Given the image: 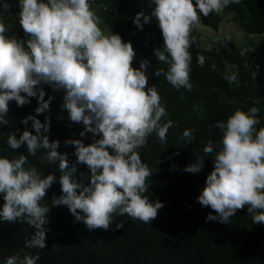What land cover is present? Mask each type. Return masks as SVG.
Returning <instances> with one entry per match:
<instances>
[{"label":"clouds","instance_id":"1","mask_svg":"<svg viewBox=\"0 0 264 264\" xmlns=\"http://www.w3.org/2000/svg\"><path fill=\"white\" fill-rule=\"evenodd\" d=\"M148 3L151 12L136 13L133 24L143 31L154 18L160 29L163 46L154 49V55L168 68H157L155 76H163L178 92H191L190 49L197 40L193 31L200 28L201 15L206 18L214 13L222 17L232 12H223L227 7L239 5L241 0ZM18 7L15 15H19L26 39L10 36L11 28L0 20V137L6 134L3 128L10 121V102L23 108L31 98H37L38 106L35 115L20 121L25 130L19 138L17 129L7 139L14 151L26 145L31 166L25 167L28 157L20 151L18 158L0 156V222L27 223L35 231L25 241L26 248H46L48 230L44 226L50 223V207L42 201L57 177L42 176L38 164L43 166L44 162L47 168H53L58 162L61 195L53 196L51 207L53 211L71 213L73 228L89 242L92 264H121L124 256L133 258L129 264H156L154 258L135 249L129 241L122 228L125 222H114L116 215H127L133 221L151 224L165 206L159 201L150 202L144 195L153 173L139 154L149 136L155 134L161 144L167 143L169 130L177 126L168 118L157 87L148 86L150 62L142 60L139 68L133 67L136 52L132 43L124 42L112 31L105 33L101 18L93 10L94 0H19ZM9 8L7 0L0 2V14ZM246 35L250 39L240 45L241 53L254 50L264 40V32ZM196 59L203 68L206 57L197 54ZM226 78L231 83L237 81L232 70ZM43 85L64 93L61 110L67 111L70 123L83 125L79 136L86 138L91 133L94 137L88 145L83 139L64 141L65 147L74 146L75 162L69 160V153L58 151V139L50 140V116H45L43 123L37 118L51 112L55 99H45ZM193 107L203 111L200 105ZM259 111L255 106L247 112L237 109L226 122H217L214 127L222 133L219 147L209 140L203 151L196 152L199 156L195 163L181 166V173L171 180L168 191L177 203L172 216L159 228L158 238L170 240L194 264H264V127L257 128L261 123ZM193 132L185 129L180 140L192 143L196 139ZM34 157L36 163L31 162ZM207 162L213 170L201 190L203 181L197 174ZM81 164L90 172L87 184L76 175L77 165ZM241 223L245 225L237 231L236 225ZM113 231H119L120 237L112 246L111 256L98 257L95 249ZM196 240L201 241L191 246ZM39 259L38 253L30 255L20 249L0 261L37 264Z\"/></svg>","mask_w":264,"mask_h":264},{"label":"trees","instance_id":"2","mask_svg":"<svg viewBox=\"0 0 264 264\" xmlns=\"http://www.w3.org/2000/svg\"><path fill=\"white\" fill-rule=\"evenodd\" d=\"M3 2V0H0ZM195 2V0H193ZM11 12L19 11V0H7ZM96 14L101 18L103 26L113 34H118L124 42H131L136 52L133 67L139 68L142 60H148L150 65L147 69L149 76L148 86L155 85L162 98V104L166 106L169 113L168 118L172 119L176 127L169 130L167 143L161 144L155 134L148 138L145 147L139 149L142 161L151 169L153 175L148 179L149 190L144 193L149 201L155 203L162 202L165 206L158 212L160 213L156 221L151 224H144L139 221H133L127 215L114 217L115 221H124L123 229L133 244L135 249L149 254L155 259L156 264H194L191 258L182 252H179L177 246L168 239L158 238V231L161 225L172 216L176 206L177 199L169 193L171 180L180 174L181 166L195 163L196 152L203 151L209 140L220 145L222 133L217 129L215 124L219 121H225L240 109L247 112L251 107H257L261 123L257 128L264 127V40H260L254 50L240 52L241 46L236 42L224 36V43L218 46L205 47L200 40V32L193 31L197 37L196 42L192 45L191 63V82L194 85L193 90L188 92L181 89L179 92L168 84L163 76L156 77L157 68H163L165 71L168 66L159 64L154 55V49L163 46V38L155 19L152 23L144 26L143 31L138 30L133 24V18L136 13L144 11L149 14L152 7L148 0H94ZM232 11L238 21L239 28L248 33L264 32V0H241L239 5L232 4L223 12ZM202 23L213 29H217L221 22L220 14H210L208 17L201 15ZM12 36V29L9 31ZM24 36V33H23ZM25 37V36H24ZM26 38V37H25ZM197 54L206 57L204 67L197 64ZM233 71L236 75V82H229L226 74ZM46 92L45 99L48 96H54L55 99L51 104V112L39 115L37 118L43 123L45 116L51 118V130L48 133L50 140H59L61 153H69V160L76 161L74 155V146L65 147L66 139H83L85 145L93 142V135L86 134V138H81L79 133L83 131L82 124H73L68 120L67 111L61 110L63 103L62 91L53 92L52 89L43 85ZM181 95L184 99H181ZM194 105H200L202 112L194 110ZM38 106L37 98H31V103L23 108L17 107L16 103L10 102V111L8 114L9 124L3 129L6 134L0 137V156L8 159L18 158L20 155L28 157V164L31 166L30 155L27 153L26 145L16 151L10 149L7 145V139L10 133L16 132L17 138L25 130V126L20 121L28 115H35V109ZM16 114L15 117H12ZM63 116V119L58 117ZM213 127H209V126ZM31 127V122H29ZM185 129H193L195 140L192 143L181 141L180 137ZM99 137H95L98 139ZM216 148V149H217ZM179 153L176 155V153ZM41 154V151H38ZM172 157V159H169ZM42 159V156H40ZM160 161V163H159ZM31 162L36 163V158ZM173 165L177 167L174 169ZM204 163L203 170L197 175L201 178L200 189L205 187L206 177L213 168ZM42 169V176L55 174L57 182L48 190L43 204H49L50 213L48 219L50 223L44 227L48 230L46 233L45 249H29L25 246V241L31 239L35 229L27 223L0 222V260L3 258L16 255L20 249L30 255L39 254L40 259L37 264H92L94 256H89V242L82 233H77L71 223L72 215L69 211L57 209L53 211L51 200L53 196L61 195V186L59 184L58 162L53 168H47L38 164ZM77 178L81 183L89 182L90 172L85 165H77ZM156 195V196H154ZM3 205V199L0 197V207ZM67 208L66 206H61ZM245 223L236 225L237 231ZM120 237L119 231H113L108 238L95 249V254L103 258L111 256L112 246ZM196 238V237H192ZM201 240L191 243L196 246ZM55 245V247H53ZM120 245V244H118ZM0 261V264H3ZM121 264L133 263V258L124 256L120 259Z\"/></svg>","mask_w":264,"mask_h":264},{"label":"rangeland","instance_id":"3","mask_svg":"<svg viewBox=\"0 0 264 264\" xmlns=\"http://www.w3.org/2000/svg\"><path fill=\"white\" fill-rule=\"evenodd\" d=\"M95 11V7L93 8ZM0 11H3L0 9ZM222 14V13H221ZM0 20L6 24V26L11 28L14 32H12V37L18 39H26L23 36V30L19 25V15H15V12L6 11L0 14ZM12 22V25H11ZM105 33H110L103 24L101 25ZM201 33V41L202 44L206 47H214L220 43H223L224 35H227L229 38H232L238 45L246 44L250 38L242 32V30L238 27L237 21L232 12H227L222 15L221 22L217 30L205 26L201 23L200 28L198 29ZM219 37V39L217 38ZM221 38V40H220ZM254 40V39H253Z\"/></svg>","mask_w":264,"mask_h":264}]
</instances>
